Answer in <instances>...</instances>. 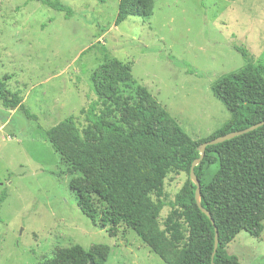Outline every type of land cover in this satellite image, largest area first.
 Instances as JSON below:
<instances>
[{
    "label": "rangeland",
    "instance_id": "obj_1",
    "mask_svg": "<svg viewBox=\"0 0 264 264\" xmlns=\"http://www.w3.org/2000/svg\"><path fill=\"white\" fill-rule=\"evenodd\" d=\"M57 1L68 17L37 0H0V80L9 77L6 89L35 117L0 104V264L43 263L74 245L104 253V264H165L131 229H101L82 214L69 188L81 175L45 133L72 116L84 127L93 101L129 123L149 94L190 139H206L230 118L211 88L245 65L235 48L264 65V0H154L150 18L118 26L119 0ZM113 58L130 70L117 73L109 101L93 72ZM185 180L169 173L156 196L172 201ZM170 213L162 210L161 229ZM226 250L241 264H264V230L241 231Z\"/></svg>",
    "mask_w": 264,
    "mask_h": 264
},
{
    "label": "trees",
    "instance_id": "obj_2",
    "mask_svg": "<svg viewBox=\"0 0 264 264\" xmlns=\"http://www.w3.org/2000/svg\"><path fill=\"white\" fill-rule=\"evenodd\" d=\"M37 1L70 15V9L57 0ZM153 9L154 0H119L115 26L130 16L148 19ZM235 49L245 65L221 76L211 88L230 118L206 139H190L149 94L134 109L129 123L93 101L84 112V127L72 116L46 131L45 138L59 159L72 175H81L71 178L69 188L76 194L78 209L94 226L111 232L119 226L131 229L165 264H241L226 249L241 231L260 238L264 230V125L207 146L194 167L199 205L214 225L199 209L189 175L202 143L264 122V65L252 63L244 48ZM121 69L129 71L130 67L113 58L93 72L94 85L110 92L109 101L116 95V75ZM8 79L0 80L1 106L19 108L34 119L22 99L6 89ZM171 172L185 174L186 180L173 200L165 203L156 194ZM165 207L171 213L161 229L159 217ZM215 228L218 246L212 256ZM105 261L104 253L74 245L39 264Z\"/></svg>",
    "mask_w": 264,
    "mask_h": 264
},
{
    "label": "water",
    "instance_id": "obj_3",
    "mask_svg": "<svg viewBox=\"0 0 264 264\" xmlns=\"http://www.w3.org/2000/svg\"><path fill=\"white\" fill-rule=\"evenodd\" d=\"M263 125H264V122H261V123H258V124L254 125V126H251V127L247 128V129H245V130L238 131V132H233V133H229V134H227V135H224V136H222V137H219V138L213 139V140H211V141L204 142V143H202V144L200 145V157H199V159L195 160V161L192 163V165H191V167H190V173H189V175H190V179H191V181H192V182L195 184V186H196L195 200H196V202H197V205H198L199 209H200V210L206 215V217L210 220V222H211L212 225H214V223H213V220H212L210 214H209L207 211H205L203 208H201V206L199 205V189H200V188H199V182H198V180H197V178H196V176H195V174H194V167H195V166H196V165H197V164L203 159V156H204V153H205V149H206L207 146L220 144V143H222V142H224V141H227V140H230V139H232V138H234V137H238V136H241V135H243V134H246V133H249V132H251V131H254L255 129H257V128L263 126ZM217 237H218V234H217V230H216V228H215L214 247H213V254H212V256H214V254H215V252H216V249H217V246H218V239H217Z\"/></svg>",
    "mask_w": 264,
    "mask_h": 264
},
{
    "label": "crops",
    "instance_id": "obj_4",
    "mask_svg": "<svg viewBox=\"0 0 264 264\" xmlns=\"http://www.w3.org/2000/svg\"><path fill=\"white\" fill-rule=\"evenodd\" d=\"M3 125H6V124H3ZM4 127V126H3Z\"/></svg>",
    "mask_w": 264,
    "mask_h": 264
}]
</instances>
